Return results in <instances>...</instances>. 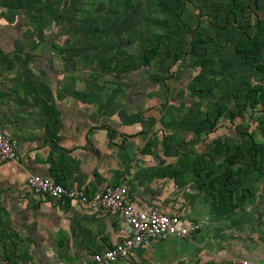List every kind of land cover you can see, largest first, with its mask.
I'll list each match as a JSON object with an SVG mask.
<instances>
[{
    "label": "crops",
    "instance_id": "obj_1",
    "mask_svg": "<svg viewBox=\"0 0 264 264\" xmlns=\"http://www.w3.org/2000/svg\"><path fill=\"white\" fill-rule=\"evenodd\" d=\"M103 1L0 0V131L17 140L16 161L0 162V264H78L122 240L118 214L59 205L30 175L87 194L124 184L135 208L200 224L189 242L158 239L114 264H264V171L236 187L223 175L264 154V120L252 121L261 145L247 133L230 146L240 99L263 100L264 13L168 50L150 43L143 9Z\"/></svg>",
    "mask_w": 264,
    "mask_h": 264
},
{
    "label": "rangeland",
    "instance_id": "obj_2",
    "mask_svg": "<svg viewBox=\"0 0 264 264\" xmlns=\"http://www.w3.org/2000/svg\"><path fill=\"white\" fill-rule=\"evenodd\" d=\"M72 1L73 3H77L78 0ZM103 2H105V5L107 2H110L113 7L116 6L115 8L118 9L127 8L129 4L134 3V7L136 9L139 11L143 9L145 14L144 19H148L150 30L153 31L149 38L150 43L160 45L166 44L165 48L168 50L174 49L176 43L181 44L179 43L180 41H189V39L193 36V31L200 26H202V28H199L198 31L202 36L205 35L206 27H209L207 30L210 29L212 33L215 34L224 33L223 30H225L227 26L240 28L243 29V32H245L248 30L249 26H251V17L253 18L252 13H254V15L256 11L264 13V3H257L258 0H250L247 5L250 10L247 11L246 7L243 6L242 9L237 11L235 15L228 14V10L230 8L228 0H130L129 3H126V0H104ZM73 3L68 5L64 4V6L73 8L75 5ZM39 4L41 3L39 2ZM42 6L43 5L41 4L40 7ZM146 9L148 11H146ZM257 21H259V19H257L255 15V22ZM211 26L214 29H212ZM156 30H159V32ZM262 35L264 38V33ZM253 61L254 63L261 62L259 64L263 65L264 52L261 53V56H256ZM254 75L256 78L255 83L258 84L257 88H259L262 93L263 100H256L255 102L257 105H252L251 102L243 103V100L240 99L239 108L234 111V114L241 117L238 118L240 119V123L238 125L239 133L238 137L236 135L234 137H230L233 139V141L230 142V146L232 143H235L236 140L242 144H249V139L246 135L247 133L253 135L257 141L256 143L261 145L262 134L260 131L258 132L255 130L252 121L253 119L264 120V71L263 73H254ZM245 82L246 81H240L239 83H244L246 85ZM231 86L233 85L230 84L229 87ZM243 90H245V87ZM251 97H255V99H257L254 94H252ZM261 153H263L262 150L259 152L256 159H253L251 155L248 154V156H246V158H244L240 163H238V161V165H235L233 168L236 169L238 167L240 171L244 170V172H241L231 178L228 172L233 168L231 167V169H228L229 167L224 164V170L226 171L223 175L227 184L231 187H236L245 183L247 178L251 180L252 177L249 175L250 169H252L251 166H257L258 170L264 171V154ZM217 161L221 162L222 159ZM254 161L257 163L253 164ZM221 166V163H219V167ZM247 185L250 186V183L247 182Z\"/></svg>",
    "mask_w": 264,
    "mask_h": 264
},
{
    "label": "built area",
    "instance_id": "obj_3",
    "mask_svg": "<svg viewBox=\"0 0 264 264\" xmlns=\"http://www.w3.org/2000/svg\"><path fill=\"white\" fill-rule=\"evenodd\" d=\"M16 159V138L0 131V162H12ZM25 184L33 193L59 205L73 203L103 214H118L120 216L122 240L102 252L82 258L78 264H114L125 260L137 249L150 247L158 239L177 238L189 242L201 229L198 222L186 219L181 215H166L151 208H135L127 199V190L124 184L106 187L93 194L65 188L37 175H30ZM233 264L256 263L242 259L233 262Z\"/></svg>",
    "mask_w": 264,
    "mask_h": 264
},
{
    "label": "trees",
    "instance_id": "obj_4",
    "mask_svg": "<svg viewBox=\"0 0 264 264\" xmlns=\"http://www.w3.org/2000/svg\"><path fill=\"white\" fill-rule=\"evenodd\" d=\"M243 0H229L230 2V13H232ZM248 43V42H247ZM262 132L264 133V124H262Z\"/></svg>",
    "mask_w": 264,
    "mask_h": 264
}]
</instances>
